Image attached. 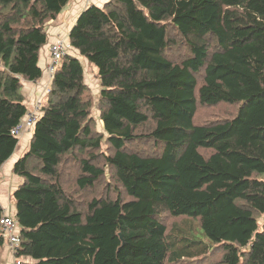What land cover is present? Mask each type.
Wrapping results in <instances>:
<instances>
[{"label": "trees", "instance_id": "trees-1", "mask_svg": "<svg viewBox=\"0 0 264 264\" xmlns=\"http://www.w3.org/2000/svg\"><path fill=\"white\" fill-rule=\"evenodd\" d=\"M71 1L0 0V171L34 112L23 80L44 76L47 24ZM69 41L13 167L14 264H184L209 246L179 237L181 216L225 249L215 264H264V0H108ZM222 104L237 109L199 117Z\"/></svg>", "mask_w": 264, "mask_h": 264}, {"label": "rangeland", "instance_id": "rangeland-1", "mask_svg": "<svg viewBox=\"0 0 264 264\" xmlns=\"http://www.w3.org/2000/svg\"><path fill=\"white\" fill-rule=\"evenodd\" d=\"M88 1H90V0H88ZM87 4H90V2ZM62 14H63V12H62ZM62 14H60L56 19L48 22V24H47V26H48L47 31L48 32L50 31L51 28H59V27H55V26H57L59 24L60 20L63 19ZM63 21H64V19H63ZM68 25H70V23H68ZM56 33H60L61 35L60 34L58 35L57 40H54V39L51 40L49 38V41L45 45V48L48 46L50 47L52 44H55L56 42H59L62 45H65V47H67V50L69 52L70 51L69 38L67 36L63 35L60 31H58ZM49 35H50V32H49ZM45 52H46V50H45ZM49 55H50L49 62L42 66L44 69V74H47L48 78H47V80L45 79V81L41 82V84H43L44 89H43V92H41L40 100L38 101L39 105L37 104L36 107H34V113L36 115H37V113L38 114L41 113V109H39V106H41L40 108H42V105H43L45 98H47L49 92L51 91L49 66L52 64V57H51L50 50H49ZM85 80H86V83L89 87L90 95H92L93 100L95 101V104L91 110V116L94 118V120L96 122L95 127L97 128V130L102 131L103 130V122H102L101 117H100L101 112L98 108L101 87H100V80L97 77V67L95 65L91 66L90 64L86 63ZM36 82H38V81H36ZM51 83H52V81H51ZM29 85H32V83L30 81L23 80V86H24L23 93L25 96L26 103L29 102V94H30ZM27 91H28V95L26 94ZM38 96L39 95H36L35 97L38 99ZM30 104H32V102L31 103L29 102V104H27V105H30ZM36 109H38L37 112H36ZM236 109H237L236 107L228 106L226 104H222V105H219L217 107H212V109L205 107V108L200 109L199 117L201 116V119L205 120V119L214 117L216 114H218V115L222 114L226 110H232L233 112H235ZM27 117H29V116H26L24 121L27 119ZM31 131H32L31 126H28V127H26V129L22 130V132L19 136V138H20L19 139V145L23 144V139H24L23 137L26 136ZM1 180H2V177H1ZM1 203H2L3 207H5V204H6V206H9V208L11 209V212L15 209V205H14L12 198L10 199L9 197H7V198H5V200L1 199ZM4 214L11 215V214L6 213V212ZM11 216L14 217V214ZM174 218H177L175 220L180 225L179 227L182 229V231L179 233V237H185L186 235H195L196 237L207 240L205 242L209 246L207 252H205L204 254H200L197 257H191V256H187V255L183 256L184 258L188 259V260L184 261L185 262L184 264H215L216 262H220L223 259L224 255H225V249L222 247L217 248L214 243L210 242V240L207 238V236L203 233V230H202L198 220H196L195 218H193L191 216H181V217H174ZM171 226H172V224L168 223L169 229L172 228ZM6 245H7L8 249L10 250L8 240L6 242ZM10 252H11V250H10ZM179 261H181V258L179 259Z\"/></svg>", "mask_w": 264, "mask_h": 264}, {"label": "crops", "instance_id": "crops-1", "mask_svg": "<svg viewBox=\"0 0 264 264\" xmlns=\"http://www.w3.org/2000/svg\"><path fill=\"white\" fill-rule=\"evenodd\" d=\"M107 1L108 0H90V1H88V0H72L64 9L63 14L61 13L64 21H63V19H61L59 24L57 26H55V27H59V28H51L50 29V31H49L50 37L49 38L51 40H53V39L57 40V37L60 34V33H56L58 31H60L63 35H65L69 38V32H70L71 28L75 24L77 18L81 14V12L86 7H88L92 4L103 5ZM89 2H90V4H87ZM68 23H70V25H68ZM45 50H46V52H45ZM49 59H50V55H49V46H48L46 48L44 47L42 52H41V59H40L41 66H43L44 64H47L49 62ZM47 78H48L47 74H44V76L41 78L42 80L40 79V80H38V82L30 81L32 83V85H29V89H30L29 102L30 103L32 102V104L28 105L30 111H34V107H36L37 104L39 105L38 101L40 100L41 92H43V89H44L43 84H41V82L45 81V79L47 80ZM26 94L28 95V91ZM36 95H39L38 99L35 97ZM29 102H27V104H29ZM32 134H33V131H31L30 133H28L26 136L23 137L24 138L23 144L18 145L16 152L3 165V167L0 171V202H1V199L5 200V198H7V197H9L11 199V193L16 189V186H18V184L22 180L19 176H17L13 172V167H14L15 162L27 150V148L29 146V142L32 138ZM1 177H2V180H1ZM4 210L6 213H9L11 215L15 214V209L11 212V209L9 208V206H6V204H5ZM4 246L5 247L0 248V264H14L15 258H14L13 253L10 252V250L8 249L6 244Z\"/></svg>", "mask_w": 264, "mask_h": 264}, {"label": "built area", "instance_id": "built-area-1", "mask_svg": "<svg viewBox=\"0 0 264 264\" xmlns=\"http://www.w3.org/2000/svg\"><path fill=\"white\" fill-rule=\"evenodd\" d=\"M51 57H52V64L49 66V76H50V84L53 79V74L55 71L56 64L59 62L62 57H64L67 53V47L65 45H62L59 42H56L55 44H52L49 47ZM41 106H39V109ZM38 109H36L37 112ZM35 113H29L27 116V119L24 121V118L19 125H17L13 132L14 134L20 136L22 130L26 129V127L31 126V129L34 127V123L36 122L35 119ZM38 114V113H37ZM0 223L2 225V229L4 231V236L6 240H8L9 248L11 252L14 255V251L16 250L17 246L20 243L19 239V225L16 221V219L8 214H4L2 218L0 219Z\"/></svg>", "mask_w": 264, "mask_h": 264}]
</instances>
